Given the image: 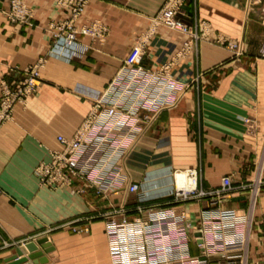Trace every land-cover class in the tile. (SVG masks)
I'll return each mask as SVG.
<instances>
[{
	"label": "crops",
	"instance_id": "crops-1",
	"mask_svg": "<svg viewBox=\"0 0 264 264\" xmlns=\"http://www.w3.org/2000/svg\"><path fill=\"white\" fill-rule=\"evenodd\" d=\"M23 2L32 14L30 28L6 20L7 0L0 8V92L3 82L18 87L39 59L46 64L36 93L16 106L13 119L0 130V264H6L14 248L37 243L51 229L47 237L54 251L44 254L46 264H111L103 219L91 223L87 236L58 227L110 212L123 195L103 200L92 191L84 196L70 189L49 191L39 186L34 170L49 160L50 151L60 149L58 136L74 137L91 109L90 94L107 88L166 0H89L76 27L98 22L106 29L105 38L79 36L75 47L63 49L54 48L49 28L68 13L56 0ZM178 19L204 36L170 69L178 88L174 105L160 113L126 158L125 172L148 200L186 211L192 258L202 259L195 237L202 217L234 211L242 224L241 240L247 238V264H264V186L252 211L251 191H236L221 203L215 197L183 202L176 197L174 180L177 173L195 172L198 190L206 192L219 189L225 176H232L235 188L264 181V0H253L250 7L247 0H187ZM187 38L159 27L148 43L144 67L158 70L167 64ZM229 44H243V56H235ZM138 201L130 195L128 208ZM251 213L253 224L246 228ZM136 216L130 212L128 219ZM3 243L15 247L3 248ZM242 254L224 252L208 264H231L229 258Z\"/></svg>",
	"mask_w": 264,
	"mask_h": 264
},
{
	"label": "built area",
	"instance_id": "built-area-1",
	"mask_svg": "<svg viewBox=\"0 0 264 264\" xmlns=\"http://www.w3.org/2000/svg\"><path fill=\"white\" fill-rule=\"evenodd\" d=\"M7 1L8 18L23 22L27 10L21 1ZM88 2L89 0H56L57 6L68 13V18L50 24L54 48L75 47L79 36L95 40L105 38L106 29L98 22L80 30L76 27ZM186 2L187 0H166L162 9L151 19L150 28L138 38L129 57L107 88L90 94L91 109L74 137L67 139L58 136L60 149L50 151L49 160L41 162L34 170L39 186L49 191L70 189L76 194H83L85 188H90L98 198L105 200L123 195L119 208L111 205L110 212L79 218L76 222L82 221L84 227L72 228L73 233L87 235L91 232V223L97 218L103 219L111 264H208L212 257L239 250L243 254L229 258L231 264H247V238L245 236L241 240L239 227L242 224L234 211H221L215 217H202L197 231L202 234V259L192 258L191 224L187 221L186 211L177 212L172 207L145 198L140 185L129 181L123 165L151 130L160 113L173 107L178 88L170 76V69L179 59L185 58L194 50L204 36L191 32L179 21L178 17L183 15ZM252 3L253 0H247L248 7ZM159 27L179 32L188 38L167 64L158 70H149L144 67L143 59L150 38ZM228 48L237 57L244 54L243 44H229ZM260 58L264 60V48ZM45 64L46 60L41 58L28 68L25 71L26 77L15 89L2 83L0 130L13 119L16 106L26 104L28 98L36 93ZM184 174L191 183L188 188L176 191V197L183 202L195 197H215V203H221L236 191L248 190L254 196L253 211L264 186V181L259 178L253 187L241 185L235 188L232 176H225L219 189L199 191L196 173L187 171ZM130 195H136L139 199L131 209L127 206ZM130 212L137 215L131 221L128 219ZM245 224L246 228H251L253 213L248 216ZM260 225L264 232V215ZM226 234L229 236L224 240Z\"/></svg>",
	"mask_w": 264,
	"mask_h": 264
},
{
	"label": "water",
	"instance_id": "water-1",
	"mask_svg": "<svg viewBox=\"0 0 264 264\" xmlns=\"http://www.w3.org/2000/svg\"><path fill=\"white\" fill-rule=\"evenodd\" d=\"M5 0H0V8L2 7ZM195 237L198 239V244H202V234L197 233ZM39 247L43 251H39ZM54 251V248L49 242L47 237H43L37 241V243H28L23 246H20L14 250V253L6 258V264H27L28 262H33L34 264H46L48 259L44 254H50ZM24 255H26L25 258Z\"/></svg>",
	"mask_w": 264,
	"mask_h": 264
},
{
	"label": "rangeland",
	"instance_id": "rangeland-1",
	"mask_svg": "<svg viewBox=\"0 0 264 264\" xmlns=\"http://www.w3.org/2000/svg\"><path fill=\"white\" fill-rule=\"evenodd\" d=\"M21 1V4H22V6L27 10V16L25 17V20L22 22V21H20V19H18V20H10V18H8V16H7V10L4 12V16H5V18H6V20L8 21V22H10L11 24H14V25H17V26H24V27H28V28H30L31 26H32V14H31V12L28 10V8H27V6L24 4V2H23V0H20ZM7 3H8V8H9V2L7 1ZM21 18V17H20ZM53 23H56V22H53ZM51 35H52V37H53V34L51 33ZM22 83V82H21ZM35 94V93H34ZM83 185V184H82ZM89 191H92V192H94V190H92V189H86L85 188V190H84V193L83 194H76L75 192H73L74 194H76V195H79V196H84V195H86ZM94 194H95V192H94ZM95 196H96V194H95ZM97 197V196H96ZM98 198V197H97ZM99 199H103V198H99ZM103 200H105V199H103ZM109 202L111 201V200H108ZM114 207H118V206H116L115 204H112ZM119 208V207H118ZM111 211H112V209H111ZM76 220L77 219H75V220H70V221H68V222H65V223H63L62 225H60L58 228L59 229H63V230H67V231H69L71 234H73V235H79V236H87V235H89V234H87V235H84V234H77V233H73V231H72V228H77V227H79V228H83L84 227V223H82V221H77L76 222ZM93 223V222H92ZM69 224H71V225H69ZM91 226V225H90ZM58 228H55V229H58ZM91 228V227H90ZM54 229H51L49 232H47L46 233V235H44V237H47V234L48 233H50L51 231H53ZM43 238V237H42ZM48 238V237H47ZM39 239H41V238H37L36 240L38 241ZM23 245H25V244H23ZM23 245H21V246H23ZM2 247L3 248H12L13 249V247H15L14 245H10V244H5V243H3V245H2ZM20 247V246H19ZM14 249H16V248H14Z\"/></svg>",
	"mask_w": 264,
	"mask_h": 264
},
{
	"label": "bare ground",
	"instance_id": "bare-ground-1",
	"mask_svg": "<svg viewBox=\"0 0 264 264\" xmlns=\"http://www.w3.org/2000/svg\"><path fill=\"white\" fill-rule=\"evenodd\" d=\"M174 180L178 190L188 188L191 183L190 179L184 173H177Z\"/></svg>",
	"mask_w": 264,
	"mask_h": 264
}]
</instances>
